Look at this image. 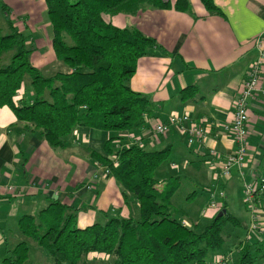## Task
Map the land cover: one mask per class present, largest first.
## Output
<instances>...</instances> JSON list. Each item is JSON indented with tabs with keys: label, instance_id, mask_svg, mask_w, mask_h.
Instances as JSON below:
<instances>
[{
	"label": "trees",
	"instance_id": "16d2710c",
	"mask_svg": "<svg viewBox=\"0 0 264 264\" xmlns=\"http://www.w3.org/2000/svg\"><path fill=\"white\" fill-rule=\"evenodd\" d=\"M211 15H220L212 0H200ZM51 29V44L58 67L51 75L30 63L32 48L18 33L9 9L0 0V108H8L27 131H35L50 148L61 149L77 129L130 132L144 125L155 111L142 93L129 82L137 62L156 45L135 27L119 28L104 16L136 15L146 8H174L190 13L183 0H44ZM192 14V13H190ZM193 15V14H192ZM28 79L30 93L24 94ZM23 91L21 99H16ZM185 92V91H183ZM111 136L102 152L90 158L115 179L125 204L127 196L137 203V219L105 214L103 223L77 226V210L52 200L36 215L17 221L20 238H28L43 249L52 264H84L95 253L110 256L112 264H260L264 250L259 243L231 238L226 226L240 225L223 204L201 231L197 223H182L186 212L172 206L180 178L161 181L158 174L168 161L169 150H147L136 145L114 144ZM118 140V139H117ZM186 142V140H185ZM187 143V142H186ZM163 169V168H162ZM257 200V199H256ZM231 239V243L227 241ZM227 243V244H226ZM29 246L20 241L6 249L1 264H28ZM233 251L228 261L223 255ZM218 259V258H217Z\"/></svg>",
	"mask_w": 264,
	"mask_h": 264
},
{
	"label": "crops",
	"instance_id": "0c3cea01",
	"mask_svg": "<svg viewBox=\"0 0 264 264\" xmlns=\"http://www.w3.org/2000/svg\"><path fill=\"white\" fill-rule=\"evenodd\" d=\"M175 1L170 0L171 5ZM184 1L193 15L174 8H146L134 16L103 17L119 28L135 27L156 41L157 47L138 60L129 82L134 92L144 94L157 107L144 118L141 127L114 135L77 129L65 147L53 150L37 132L27 131L18 123L8 108H0V206L3 207L0 224L15 216L17 224L20 217L36 215L52 200L77 210L79 228L103 223L105 214L135 218L137 203L127 196L125 204L115 179L90 158L91 151L102 152L104 142L111 136L118 139L114 144L121 147L136 145L155 151L167 148L172 166L169 172L179 171L173 177L191 181L193 187L206 195L210 188H225L240 177L242 189L245 183L264 178V98L249 101L246 156L241 168L232 166L226 179L220 170L223 159L234 148L232 138L222 126L232 122L237 94L250 67L257 62L260 48L264 51V0H212L220 15L209 14L200 0ZM3 2L14 28L27 38L26 44L32 48V66L43 72L56 70L59 64L52 49L44 0ZM0 26L3 27L1 17ZM259 69L260 84L264 87V59ZM22 96L21 90L16 99ZM172 114H189L195 120L206 121V139L188 145L174 127L156 135L154 127ZM212 150L219 159L210 158ZM158 176L172 177L162 168ZM258 206V224L264 231V207ZM11 209L20 211L11 215ZM210 211L208 208L202 213L205 218L214 215ZM182 221L187 225L197 223ZM5 236L0 229L4 254L8 247L1 238ZM257 237L245 241L259 243L264 250V234ZM17 239L22 240L20 236ZM233 253L220 255L231 261ZM218 257L215 254L213 260ZM28 264H34V260L30 262L28 258Z\"/></svg>",
	"mask_w": 264,
	"mask_h": 264
},
{
	"label": "built area",
	"instance_id": "2783aa9c",
	"mask_svg": "<svg viewBox=\"0 0 264 264\" xmlns=\"http://www.w3.org/2000/svg\"><path fill=\"white\" fill-rule=\"evenodd\" d=\"M259 58L256 63L250 67L247 78L244 80L235 101L233 120L229 124L222 126L224 132L228 133L233 140L234 148L233 152L226 156L220 166L221 176L227 178L230 174L232 166H238L241 168L245 156H246V141H247V123L249 114V101L264 98V87L260 84L259 66L264 59V51L262 48L259 50ZM206 121L195 120L189 116V114H172L163 123L157 124L154 127L156 135H163L171 127L176 128L178 134L186 140L188 145H191L194 141H201L206 139L207 125ZM123 147L127 148L128 145ZM215 152L210 151V158H215ZM105 174H109L108 170L103 167ZM90 189L91 187H87ZM245 203L247 209L250 212L251 223L247 228V233L255 232V238H258L260 234H264V231L260 228L257 219V208L255 207V201L257 195L264 192V178H259L255 182L243 186ZM208 204L209 208L215 210L218 208V200L223 198V192L219 188H210L208 190ZM184 225L186 223H183ZM250 238V236L248 237ZM217 264H224V258L219 256L216 260Z\"/></svg>",
	"mask_w": 264,
	"mask_h": 264
},
{
	"label": "rangeland",
	"instance_id": "374dc122",
	"mask_svg": "<svg viewBox=\"0 0 264 264\" xmlns=\"http://www.w3.org/2000/svg\"><path fill=\"white\" fill-rule=\"evenodd\" d=\"M104 19L106 20V18ZM126 27H132V26H126ZM55 71L56 70L54 68H51V70L44 71L43 75L48 76V75H51ZM23 84H24V89H25L24 94L28 96L31 90L30 85L28 83V79H25ZM103 133H106V132H103ZM170 160L171 158H169L168 161L164 163L161 167L163 168V171L165 173H171V176L173 175L177 176L178 174L176 173H178L179 171L169 172V167H172L170 166V163H171ZM167 178L168 177L164 178L162 176H158L159 181L163 179H167ZM244 179H246L245 176H244ZM242 182H243L242 177H240L239 179L237 178L232 183H228L225 186V188H219L223 192V198L218 200V203H219L218 207H220V205L222 204L224 205L226 204L225 206H226L227 212L239 221L240 225L237 227H231L228 224L226 226V231L230 233L231 238H234L235 240H240V241L241 240L244 241L249 236L250 238L254 237V235L256 234L255 232H251L249 234L247 233V228H249L250 226L251 218H250V212L247 210V206L244 204L245 196H244V189H242ZM261 194L257 195L258 201L257 202L255 201L256 208H259L258 204L260 206L263 205L264 207V198L260 199ZM260 201H261V204H260ZM172 206L177 209H182L186 212V216L183 219L187 221H197L198 231H201L207 225H209L213 217L220 210V208L218 210L210 209L211 215L213 212H214V215L212 217L209 216L205 218L202 213L205 210H208L209 208L207 195L200 188L193 187L191 181L184 179L182 177L180 178L179 189L177 190V192L175 193L172 199ZM2 209L3 207L0 206V211H2ZM20 209H22V207H20ZM16 211H20V210L14 209L12 212V209H11L10 211L12 212L11 215L14 214ZM259 215H262V213L260 212ZM14 218L17 220L16 216L12 218L8 217L6 224L5 223L0 224V229L3 231L4 235L6 234L4 238H1L3 241V244L7 243L8 249H11L20 241H25L28 244L29 249H30L29 250L30 262L34 260V264H52L49 258L47 257L46 253L43 250H41L34 241L28 238H24V239L22 238V240L17 239L19 236L18 235L19 233L17 231V228L15 227L16 220L14 222ZM135 218L137 219V216H135ZM182 223H185V222L182 221ZM185 225L188 226L187 224ZM227 243H231V239H229ZM0 253H1V256H0V264H1V258L4 256V252L1 250V246H0ZM91 255H89L90 257L89 256L86 257L84 264H112L113 262L112 260H114L110 256H100L95 253H91ZM214 255H215L214 253L210 252L208 254V259L209 260L213 259Z\"/></svg>",
	"mask_w": 264,
	"mask_h": 264
},
{
	"label": "water",
	"instance_id": "95a60500",
	"mask_svg": "<svg viewBox=\"0 0 264 264\" xmlns=\"http://www.w3.org/2000/svg\"><path fill=\"white\" fill-rule=\"evenodd\" d=\"M223 212H219L218 213V217L222 216Z\"/></svg>",
	"mask_w": 264,
	"mask_h": 264
}]
</instances>
